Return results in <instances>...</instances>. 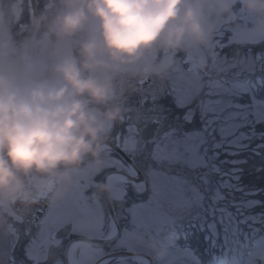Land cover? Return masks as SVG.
<instances>
[{
  "label": "clouds",
  "instance_id": "9594fccd",
  "mask_svg": "<svg viewBox=\"0 0 264 264\" xmlns=\"http://www.w3.org/2000/svg\"><path fill=\"white\" fill-rule=\"evenodd\" d=\"M235 0H46L38 39L0 40V215L101 159L123 120L116 83L160 51L206 48ZM264 38V0H240Z\"/></svg>",
  "mask_w": 264,
  "mask_h": 264
},
{
  "label": "snow or ice",
  "instance_id": "6c2138e0",
  "mask_svg": "<svg viewBox=\"0 0 264 264\" xmlns=\"http://www.w3.org/2000/svg\"><path fill=\"white\" fill-rule=\"evenodd\" d=\"M261 88H264V77H259L252 87L241 92L236 99L229 97L225 101L221 98V93L214 91L212 86L202 94L203 98L197 100L191 84L174 85L169 94L176 93L173 103L176 109L181 110L182 115L173 119L183 125H193L199 117V127L189 129L169 126L164 129V121L168 116L156 115L151 117L150 126L145 127L143 132L139 127L130 124L116 133L114 150H117L119 155L113 157V160L119 167L110 165L104 173V178H119L125 186L123 196L131 200V203L127 207V215L122 217L125 224L117 228L115 236L112 237L116 240L114 249L118 250L122 232L134 235L141 228H151L164 222L174 224L173 217L163 211L157 214V210L174 204L191 206L193 197L189 194V184L199 193V205L205 211L210 210L213 215L217 210L227 213L229 203L231 207H237V202L234 199L229 200V197L235 191H245L240 183L243 169L237 165L247 164L248 161L229 160L227 157L240 155L232 139L239 135L241 129L249 130L244 134L246 138L251 139L259 135V139L264 141V131H256L257 126L264 125V99H257L255 96V92ZM245 95L250 97V102L247 105L239 104L237 101ZM213 104L218 107H212ZM230 123H238L239 128L226 135L225 129ZM261 147H264V143L256 145L257 149ZM254 154L260 153L254 150ZM222 156L225 159H221ZM193 160L199 161L194 168L190 166ZM138 164L141 167H138ZM225 164L232 167L225 170ZM184 169L197 171L198 184L189 182L181 175ZM257 171H264V167L257 168ZM129 187L132 189L131 193L128 191ZM145 194L146 198L136 199L145 197ZM246 194L259 195L260 191H250ZM205 199L209 201V206L204 205ZM245 204L247 207H258L264 202L246 201ZM60 215L63 214L57 213L56 209H48L42 222ZM258 223H264V213L259 216L241 217L236 220L233 229H225L224 243L221 245L223 256L219 264H237L236 257L232 256L230 259L229 253L240 252L248 255L253 253L256 247L264 249V229L256 228ZM241 224L248 226L247 232L240 228ZM248 264H253V261L249 259Z\"/></svg>",
  "mask_w": 264,
  "mask_h": 264
},
{
  "label": "rangeland",
  "instance_id": "374dc122",
  "mask_svg": "<svg viewBox=\"0 0 264 264\" xmlns=\"http://www.w3.org/2000/svg\"><path fill=\"white\" fill-rule=\"evenodd\" d=\"M240 8V0H235L232 16L230 18H223L219 22L208 46L202 49L188 50L187 57L182 63L180 62L177 52L160 51L148 56L138 68L142 69L144 66H149L151 70H158L163 75L161 78V85L151 88L152 90L150 91L151 94L149 98L152 99L155 97L156 99H161V95L165 94L167 97L166 99L173 100V96H175L176 93L173 92L171 95L169 93L172 91L174 85L181 86L191 84L192 92L197 100L203 98L202 94L212 86V89L214 91H219L221 93V98L227 101L229 97L236 99L241 92L252 87L253 83L257 81L259 77H264V52L254 53L252 51H247L240 53L238 51L227 54V48L232 44L254 43L260 42L263 39L253 31L254 17L245 14ZM223 48H225V52ZM262 89L263 88L258 89L255 92L257 99H259L257 93ZM237 102L247 105L250 102V97L247 95L242 96ZM212 107L218 106L213 104ZM158 115L168 116V119L164 121V129L169 126L189 129L199 127V117H197V122L193 125H183L182 122L173 119L177 115H182V112L177 111L175 115L173 109L168 104L159 109ZM238 128V123H230L225 129V134L227 135L235 132ZM248 131V129H241L239 135L232 139V143L237 146L240 155L230 156L227 157V159L243 160L246 157L243 158L241 154L244 155L250 152V150L257 149L256 145L261 144L259 142V135L251 139L246 138L244 134ZM256 131L260 132L261 130L257 128ZM241 145H250V147H240ZM221 159H225V157L222 156ZM197 163H199V161L193 160L190 166L194 168ZM241 165L242 163H239L237 167L240 168ZM137 166L141 167L140 164ZM230 167H232L230 164L223 165L225 170ZM181 175L186 177L189 182L198 184V181H196L197 171L184 169ZM116 179L119 178H114V180ZM240 183L245 191H235L229 197V200L234 199L237 202V207L233 208L229 203L227 205V213L217 210L215 215H213L210 210L205 211V209L199 205V193L191 188V184H189V194L193 197V204L191 206L185 207L182 204H174L162 210H157V214L163 211L173 217L174 224L171 222H164L159 225H154L151 228H141L136 231L134 235L125 234L126 246L124 247L127 248L126 253H131V255L124 254V264H148L144 259L146 257H142L141 254L152 257L153 264H219V260L223 256L221 245L224 243L225 229H233L236 220L241 217L259 216L262 214L261 206L247 207L245 202L259 201L257 198L258 195H247V192L255 190L263 192V190L257 189V187L248 188V186L244 185L242 182V178ZM200 187L201 191H203V187ZM205 194L207 195V193ZM146 196L147 194H145V197H141V199L146 198ZM204 205L209 206V201L207 199L204 200ZM129 227H131V225H129ZM187 227L195 229L199 234L202 233L206 239L208 245L205 251L207 257L206 263L201 262L198 255H196L194 250L189 246L178 245L172 239V235L177 230H183ZM255 227L264 229V223H258ZM240 228L245 232L248 231V226L244 224H241ZM83 240L84 239L76 240L78 244H76V248L72 249L84 260V263L87 261L88 264L91 262H94L93 264L98 263L99 260L97 261L96 258L98 256L97 248L99 247L90 246L91 243H87ZM81 245H83L82 247L87 253L83 252L84 250L82 248L77 250ZM69 254H71L70 250ZM232 256L236 257L237 264H248L249 259L253 261V264H264V249L259 247H256L255 251L248 255H243L240 252L229 253L230 259ZM77 260L74 261L75 264H79Z\"/></svg>",
  "mask_w": 264,
  "mask_h": 264
},
{
  "label": "flooded vegetation",
  "instance_id": "af4514ba",
  "mask_svg": "<svg viewBox=\"0 0 264 264\" xmlns=\"http://www.w3.org/2000/svg\"><path fill=\"white\" fill-rule=\"evenodd\" d=\"M34 3L35 6L32 0H0V40L19 44L39 38L40 34L32 30L31 21L34 19V7L36 18L44 12L46 0H35ZM157 71L151 70L147 77L128 76L116 83L117 104L123 110V120L110 129L99 162H86L71 173L67 182L42 192L37 204L0 215V264H69V250L76 240L107 237L113 219L119 227L125 224L122 217L127 215L131 200L123 196L124 184L112 177L105 179L104 173L110 165L119 167L113 160L119 153L111 147L115 146L116 133L130 124L139 127L142 132L151 117L158 115L159 109L168 104L165 94L161 95V99L149 98L151 88L161 85L163 75ZM106 191L113 217L107 208ZM128 191L131 193L132 189L129 187ZM48 209H56L63 215L42 222ZM64 223H71L69 235L53 238L54 231ZM125 234L122 232L119 237L118 250L113 248L116 240L104 247L98 246L96 260L126 251ZM82 246L77 250H84ZM77 257L81 264L88 262L84 263L80 256ZM123 258H110L102 264H124Z\"/></svg>",
  "mask_w": 264,
  "mask_h": 264
},
{
  "label": "trees",
  "instance_id": "16d2710c",
  "mask_svg": "<svg viewBox=\"0 0 264 264\" xmlns=\"http://www.w3.org/2000/svg\"><path fill=\"white\" fill-rule=\"evenodd\" d=\"M225 52V48H223ZM244 53L247 51L252 52H264V38L260 42L254 43H236L232 44L229 48H227V54H231L234 52ZM188 50L177 51V55L180 58V61H184L187 56ZM259 99H264V88L257 93ZM173 100L169 99L168 105L173 109V113L176 115L177 111H181L175 108L174 103L171 102ZM257 128L261 131H264V125L257 126ZM260 143H264L259 139ZM254 150L259 151V155L254 154ZM241 156L246 157L247 164L242 163L241 169L243 172L241 173L242 182L244 185L248 186V188L257 187V189H262L263 192H260L258 195V199L261 202H264V171H257V168L264 167V147L259 149L250 150L246 154ZM261 212L264 213V204L261 206ZM172 239L179 245L189 246L194 250L195 254L198 255L201 262L206 263L207 257L205 251L207 249V242L202 233H198L195 229L187 227L183 230H177L173 235Z\"/></svg>",
  "mask_w": 264,
  "mask_h": 264
},
{
  "label": "water",
  "instance_id": "95a60500",
  "mask_svg": "<svg viewBox=\"0 0 264 264\" xmlns=\"http://www.w3.org/2000/svg\"><path fill=\"white\" fill-rule=\"evenodd\" d=\"M149 126H150V124H149ZM106 202H107L109 209L111 210V205H110L108 195H106ZM70 229H71L70 223L63 224L54 232L53 238L66 237L69 234ZM57 233H58V236H57ZM83 241H85L87 243L97 244V245H106V244L111 242L110 240H106V239H84ZM123 254L131 255V253H123ZM117 255H119V254H117ZM147 258H149V257H147ZM96 264H98V263H96Z\"/></svg>",
  "mask_w": 264,
  "mask_h": 264
},
{
  "label": "bare ground",
  "instance_id": "6f19581e",
  "mask_svg": "<svg viewBox=\"0 0 264 264\" xmlns=\"http://www.w3.org/2000/svg\"><path fill=\"white\" fill-rule=\"evenodd\" d=\"M33 2H35V0H32V3H33ZM144 259L148 262V264H151L148 258H144ZM71 261H72V260H71Z\"/></svg>",
  "mask_w": 264,
  "mask_h": 264
}]
</instances>
